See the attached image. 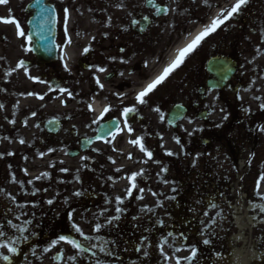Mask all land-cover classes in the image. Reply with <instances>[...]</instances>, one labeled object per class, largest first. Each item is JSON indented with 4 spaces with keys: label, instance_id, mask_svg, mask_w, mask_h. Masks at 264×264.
Returning <instances> with one entry per match:
<instances>
[{
    "label": "flooded vegetation",
    "instance_id": "obj_1",
    "mask_svg": "<svg viewBox=\"0 0 264 264\" xmlns=\"http://www.w3.org/2000/svg\"><path fill=\"white\" fill-rule=\"evenodd\" d=\"M22 1L1 3L0 21L16 19L25 32V36L21 37L15 25L0 23L2 58L18 50L27 53L26 48L21 46V40L27 37L26 5H22ZM154 2L160 8L168 7V14L159 12L148 0H46L48 5L55 8L56 58L49 64H38L33 50L28 52L31 77L66 87L72 97H68L67 93L50 92L46 84L31 79L30 92L44 95V100L31 95L27 104L9 91L3 101L0 121L5 126L6 137L13 139L18 147H31L27 150V160L21 158V153H14L12 158L0 156V224H4L5 231L15 239L18 233L8 227V220L14 223L17 215L30 216L32 224L28 227L36 233L27 244H20L21 254L12 258L16 261L13 264H25L24 258L17 263L25 249L29 251L27 255L31 264H68L66 257L75 254L70 245L58 242L48 253H44L43 248L50 247L51 241L58 240L60 235H71L82 240L71 230L72 222L77 223L86 235H102L107 240L117 241L113 234L116 231L121 240L110 247L120 260L106 258L111 260V264H165L167 261L163 259L161 251L187 263L186 258L191 255L193 246L200 253L199 264H237L233 254H242L241 258L246 259V251L255 249L257 253L259 249H264V228H257L241 240L237 239L235 235L239 228L229 214L230 205L239 206V219L242 218L243 226L250 214L246 205L264 201L261 200L264 194L247 191L230 195L220 184V177L215 176L217 170L209 153L196 155L192 159L193 167L187 169L179 164L185 159L167 160L160 143L165 132L190 134L196 128L192 126L197 123L199 114H212L213 106L210 103L214 100V93L207 88L208 81L212 79L208 71L213 70V60L220 57L237 66V73L231 81L215 93L216 96L223 94L221 99L230 118L238 120L242 134H255L258 125L264 123V110L260 107L264 103V43L261 42L264 39V0H250L241 15L209 36L179 69L150 94V99L146 98L149 99L148 103L137 105L135 96L146 84L162 68L171 64L179 50L210 26L213 19L226 13L236 0H180L178 6L173 0ZM208 4L212 5L210 9ZM65 8L69 10L67 37L63 22ZM173 8L176 9L175 13L171 11ZM145 16L148 17L147 21L144 20ZM133 21L139 23L134 25ZM69 38L71 44L67 43ZM28 47L33 49V44ZM85 47L89 48L86 54L83 52ZM62 54L64 59H61ZM122 60L126 62L121 63ZM65 64L70 71H65ZM3 65L0 60V67ZM96 67H104L107 71L97 73ZM94 77L104 84L103 89L98 87ZM89 104L92 111L88 109ZM172 105H181L186 109V126L189 129L182 127V122L175 124L174 128L167 126L166 114ZM107 106L114 111L109 112L102 123L119 119L121 127L122 108L136 106L138 109L136 118L131 121V135L124 130L109 144L103 140H93L97 125L92 124ZM157 107L165 114L163 122L159 113L153 110ZM32 112L36 115L33 116ZM52 119L58 120V124L50 126L47 121ZM9 120H15V124L8 123ZM21 130L30 133V140H24V144L19 143ZM141 136L144 137L145 146L152 143L146 147H156L153 150V164L156 165V161L165 162L168 170L163 171L164 176L160 177L150 176V173L147 177V171L143 170L133 196L126 198L127 188L131 186L127 177L135 170L125 168L126 157L119 153V149L134 147L128 141ZM85 139L93 142L85 145ZM33 147H45L39 151L46 153V159H33ZM79 147L88 149L79 152ZM48 148L56 150L48 153ZM81 157L88 159L82 160ZM113 160L115 163H112ZM39 161L43 167L35 164ZM61 168L68 171L61 172ZM117 168L121 171L117 172ZM24 169H27V175ZM141 171L139 169L136 173ZM42 172H48L51 179H33L34 175ZM13 176L16 182H13ZM29 180L33 183L29 184ZM117 185L118 191L114 192L113 188ZM139 188H144V192L140 193ZM33 191L36 192L34 196L31 195ZM77 191L83 195H73ZM114 195L126 198L125 203L119 205L124 209L122 218L115 228L109 226L96 233L94 224L97 221L93 219V213L105 207L109 209L100 218L101 223L115 215L117 205ZM138 196L143 198L138 199ZM49 199L53 200L52 205L46 203ZM106 201L110 203L106 204ZM32 204L39 207L33 208ZM212 204L216 207H212ZM19 205L26 207L21 210ZM147 208L154 209V212L141 211ZM73 209L75 212L70 222L68 213ZM254 217L260 220L264 215L259 211ZM158 220L162 224H157ZM19 223L16 221L14 224ZM168 232L173 235L169 237ZM204 239H210L214 246H204ZM176 241L178 244H175ZM136 243L142 245L140 252L136 251ZM175 247L188 249V252L183 251V259L181 251H173ZM32 249L36 250L37 256L31 255ZM54 249L56 251L53 253ZM60 253H63L62 259L54 260L53 257ZM5 254L10 255L6 249H0V255ZM101 258L105 257L101 254ZM256 259L257 256L249 259L248 264ZM4 262L0 260V264ZM74 264H90V258L77 259Z\"/></svg>",
    "mask_w": 264,
    "mask_h": 264
},
{
    "label": "snow or ice",
    "instance_id": "obj_2",
    "mask_svg": "<svg viewBox=\"0 0 264 264\" xmlns=\"http://www.w3.org/2000/svg\"><path fill=\"white\" fill-rule=\"evenodd\" d=\"M173 2L176 3L178 6L180 0H173ZM249 2H250V0H236V3L233 6H231L230 9H228L226 11V13H222L219 18L213 19L210 26L206 27L202 32H200L191 41V43H189L186 47L179 50L174 61L168 67L164 68L163 73L161 75H159L151 83H148L147 86L135 96L136 104L137 105H144V104L148 103L149 99H150V94L154 93V91L158 89V86L162 85L172 73H174L177 69H179L185 63L186 59L190 58L191 54H193L199 47H201L203 42H205L209 36L217 33L218 30H221L222 27L225 26L228 21L233 20L236 17H238L239 15H241L242 11L249 4ZM0 3L7 4L8 0H0ZM148 3L150 5H153L154 7H156L159 12H163L165 15H167L169 12L168 7L160 8L159 5L155 4L154 0H148ZM34 6L37 7V9H38L37 19L39 21H41V23L39 24V31L37 33V35L40 37L39 47L42 48V50L44 52L50 53L53 49V42L49 38V33L52 31V26L55 25V23H56L55 8H51L47 5H44L42 3V0H35ZM207 7L210 9L212 7V5L208 4ZM171 11L175 13L176 9L173 8V9H171ZM63 16H64V21H63L64 22V34L67 37L68 36L67 25H68V20H69V10L67 8H65L63 10ZM144 20L147 21L148 17L145 16ZM0 23H3L4 25H15L17 34L21 37L25 36V32L21 29V25L16 19H12V18L3 19L2 21H0ZM137 23H139V21H133L134 25ZM141 31H144V29H141ZM262 36H264V33H262ZM45 41H47V43H45ZM261 42L264 43V39H262ZM27 43L29 45L32 44V34L31 33H29L27 35ZM67 43L71 44L70 38L67 40ZM25 50L27 52H31L33 49L31 47H28ZM256 51L259 52L260 49L257 48ZM83 52L85 54L88 53L89 48L85 47L83 49ZM61 59H64L63 54L61 55ZM125 62L126 61H123V60L121 61V63H125ZM17 68H22L25 71V74L27 75L28 68H27V65L25 64L24 61L21 60L18 63ZM64 69H65V71H70L67 64L64 65ZM16 70L17 69H15V68L5 69L3 72V75L5 77L12 76L13 72H15ZM95 71L97 73H104L107 71V69L104 67H96ZM121 75H123V73H121ZM29 79H32V80H34L40 84H46L48 87V90L50 92H59L61 95L67 93L68 97H70V98L72 97V93L66 87H62L60 85H53L52 83L45 81L39 77H29ZM94 79H95V82L98 85V87L100 89H103L104 84L101 83L100 79L98 77H94ZM28 95L31 96V95H36V94L30 92V93H28ZM117 96L119 97L118 93H117ZM36 98L39 100H44L45 97H44V95H36ZM119 98L123 99V97H119ZM146 98H149V99H146ZM105 99H107V98H105ZM257 99H259V97H257ZM180 107H181L180 105H177L178 109ZM260 107L262 110H264V103H262L260 105ZM3 108H4V105L0 104V110H2ZM88 109H89V111H92L91 104L88 105ZM153 110L155 112L159 113L160 120H161V122H163L165 119V114L163 112H161L158 107L154 108ZM112 111H114V109L111 108V106H107L103 109V112L101 113L100 117L97 119H94L92 121V124L97 125V129H96L97 134H96L95 139L98 141L103 140V142L106 144H109V143H112L113 141H115L117 136L120 135L124 130H127V132L131 135V133L133 132V128L131 126V121L134 118H136L137 113H138V109L136 106H126V107H123L121 110V118L123 120V127H121V121L119 119H109V121L107 123H102V121H104V119L108 115V113L112 112ZM245 111H248V110L245 109ZM32 115L35 116L36 113L32 112ZM182 118H183V116L178 111L171 116V120L169 121V123H171L173 121H177V120L182 119ZM224 119L226 120L227 116H225ZM58 122L59 121L56 119H52V120L47 121V123L50 126L56 125V124H58ZM8 123L14 125L15 120H9ZM37 127H39V125H37ZM259 130L264 131V128H260ZM0 139H8V138L7 137H0ZM143 141H144V137L141 136V137H137L136 139L129 140L128 143H130L131 145L139 147L140 152H142L144 154V156L147 157V160L144 161V163H147V161H151L153 159V153L151 150L146 148ZM92 142L93 141L91 139H85L83 141V143L85 145L91 144ZM19 143L24 144L25 141L23 139H21L19 141ZM176 143L179 144L180 141L176 140ZM161 147H163V145H161ZM55 150L56 149H54V148H48L47 149L48 153H51ZM113 150L115 151V149H113ZM44 154H45L44 152L39 153V155L41 157H43ZM165 154L167 156H173L174 155V153L171 151H168ZM7 155L12 156V155H14V153L8 152ZM0 158H2V157H0ZM24 159L27 160V157H24ZM81 159L86 160L88 158L87 157H81ZM128 159H132L131 155H129ZM112 163H115V161L113 160ZM156 163H159V161H156ZM23 171H24L25 175L28 174L27 169H24ZM60 171L61 172H67L68 169L67 168H61ZM116 171L119 172V171H121V169L117 168ZM162 171L167 172V168H163ZM139 176H143V170L140 173L133 172L130 176L127 177L129 184L131 186L127 188V197L126 198H131L133 196V191L135 189H137V179ZM42 178L43 179H51L48 172H42L40 175L35 177L36 180H41ZM111 179H112V177L109 176V180H111ZM260 180H264V175L260 176ZM13 182H16L14 176H13ZM28 183L32 184L33 181L29 180ZM60 183H65V181H60ZM21 187H23L22 183H21ZM257 187H259V182L257 184ZM44 190L47 191V189H44ZM144 190H145L144 188H139L140 193H143ZM172 191L175 192L176 189L173 188ZM31 195H33V196L36 195V192L33 191L31 193ZM73 195H75L76 197H80L83 195V193L80 191H77V192H74ZM153 195H156V193H153ZM126 198H121L119 196L115 198V204L117 205L115 207V215H112L110 218H107L104 223L100 222V218L105 216L106 213L109 211V209L107 207H105L100 212L93 213V219L97 221L94 224V231L96 233H101L103 229H106L109 226H112V228L116 227V224L121 220L122 215L124 213V209L122 207H120L119 205H123L125 203ZM137 198L142 199L143 197L138 196ZM170 199H175V197H170ZM261 200H264V197H261ZM46 203L49 205H52L53 200L49 199ZM65 203H67V200H65ZM105 203L108 204V203H110V201H106ZM211 206L216 207L215 204H212ZM19 207L21 208V210H23L26 207V205H19ZM31 207L36 208V207H39V205L32 204ZM257 207H259L260 212L264 213V207H261L260 205H253V208H257ZM141 211H147V212L151 213V212H154V209L147 208V209H141ZM73 212H75V209H73L72 211H70L68 213V220L70 222L73 220ZM24 214L26 215V213H24ZM204 215L207 216L208 213L205 212ZM16 219L19 221L20 216H16ZM133 219H136V218L133 217ZM156 223L162 224V221L158 220ZM201 223H203V221ZM31 224H32L31 219L23 220L19 224H14L11 220H8V222H7L8 227L10 229L14 230L15 233H18V235H16L15 239H12L8 235V233L5 231V225L0 224V249H6L7 253L10 254V255H7V254L0 255V260L8 262V264H13L12 258H15L16 256L21 254L20 244L21 243L27 244L29 242L30 237H34L36 235V233L33 230H30V228L28 227ZM70 227H71V230L75 234H78V236L80 238H82V240L77 239L71 235H60L58 240H52L51 241L50 247H44L43 252L48 253L51 250V248H54L58 244V242L62 241L64 243L70 245L71 248L75 251L74 255H69L66 257L68 264H74V262L80 258H83V259H89L90 258V264H111V260L110 259H102L101 254L105 258H114L116 261L120 260L119 255L114 251V249L112 247H110V245H115L117 243V241L107 240L102 235H98V236L86 235L82 231L81 227L78 226V224L75 222H72L70 224ZM203 231L204 230H202V232ZM25 233H28V234L26 235ZM167 235L169 237H171L173 235V233L168 232ZM5 238H7L6 242H5ZM184 238L186 239V237H184ZM144 239L147 240V237H145ZM85 242H87V243H85ZM202 243L206 247L214 246L210 239H204L202 241ZM136 251L140 252L141 249L137 248ZM173 251L178 253L181 251V248L175 247L173 249ZM31 255L37 256V252L35 249L31 250ZM145 255H147V253H145ZM161 255L165 261H168V259H169L168 255H165L163 253V251H161ZM256 256L258 257V259L253 260L252 264H264V249H259L258 252L256 253ZM62 257H63V253H60V254L56 255L55 257H53V259L56 261H60L62 259ZM23 258H24L25 264H31V261L29 260V257L27 254H25L23 256ZM199 260H200V253L198 252V248L196 246H193L191 248V255L186 258V262H187V264H199ZM176 264H181V260L179 258H177Z\"/></svg>",
    "mask_w": 264,
    "mask_h": 264
},
{
    "label": "rangeland",
    "instance_id": "obj_3",
    "mask_svg": "<svg viewBox=\"0 0 264 264\" xmlns=\"http://www.w3.org/2000/svg\"><path fill=\"white\" fill-rule=\"evenodd\" d=\"M7 57L10 59V64L8 66L10 68H15L17 70L15 71L14 74H12V76L5 77L4 75H0V85H2V88H1L2 92H0V104H3V101L7 98L5 90H7L8 87H12V86L16 87V85H18V86L20 85V86H22L20 88V90H23V91H26L29 88V82H27V81L30 77V71L28 70V73L26 75L25 71L22 68H17V62L20 59H23L24 56L23 55H9ZM6 69H9V68H6ZM217 106L221 107V104H217ZM217 117H220L219 114H216V116L214 118V124H218V122H219ZM28 130H29V127H28ZM28 130H26V131L21 130L20 131L19 135H20L21 139H23L25 141L30 140V133ZM0 131L3 134V137H5V126L3 124H1V121H0ZM237 138H238V136H235L234 139H237ZM250 138H251V136L249 137V139L247 140V143L245 145H241L240 140H237V141H235V143H233V146H235V147H246V149L243 151V154H242V157H244V158L246 157V154L249 151V144H251ZM3 140H5V139H2V140L0 139V156L5 155V156L9 157V155H7L8 152H12V153L24 152L25 147H23V146L18 147V144L13 143V139H9L8 141H3ZM258 141H259V139H258ZM260 142H261V140H260ZM210 147H216V146L212 145ZM26 148L30 149L31 147H26ZM33 148L35 149L36 153L40 150V147H33ZM215 153L217 154V157H219V159H222V160L225 159L224 158L225 154L223 152H220V153L215 152ZM263 156H264V154L261 157H263ZM244 188H245V190L250 189V186L246 185V183H245ZM26 217H28V216L20 217V218L22 220H25ZM119 232H122V231L120 230Z\"/></svg>",
    "mask_w": 264,
    "mask_h": 264
},
{
    "label": "bare ground",
    "instance_id": "obj_4",
    "mask_svg": "<svg viewBox=\"0 0 264 264\" xmlns=\"http://www.w3.org/2000/svg\"><path fill=\"white\" fill-rule=\"evenodd\" d=\"M234 259H235V262L238 264V263H240L241 261H242V263L241 264H244L245 263V259L244 260H242L241 258H240V255L239 254H235L234 255Z\"/></svg>",
    "mask_w": 264,
    "mask_h": 264
},
{
    "label": "water",
    "instance_id": "obj_5",
    "mask_svg": "<svg viewBox=\"0 0 264 264\" xmlns=\"http://www.w3.org/2000/svg\"><path fill=\"white\" fill-rule=\"evenodd\" d=\"M37 21L33 20V30L36 28V25H37Z\"/></svg>",
    "mask_w": 264,
    "mask_h": 264
}]
</instances>
